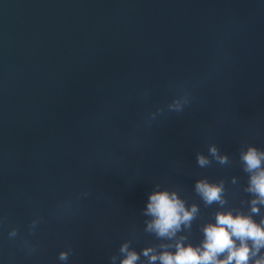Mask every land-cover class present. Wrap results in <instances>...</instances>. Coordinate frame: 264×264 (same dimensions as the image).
Segmentation results:
<instances>
[{"label":"water","instance_id":"95a60500","mask_svg":"<svg viewBox=\"0 0 264 264\" xmlns=\"http://www.w3.org/2000/svg\"><path fill=\"white\" fill-rule=\"evenodd\" d=\"M247 143L264 148L261 0H0L3 264H119L122 241L159 244L141 213L156 184L199 206L198 243L216 205L193 182L223 179L246 211ZM210 144L230 163L199 167Z\"/></svg>","mask_w":264,"mask_h":264},{"label":"clouds","instance_id":"9594fccd","mask_svg":"<svg viewBox=\"0 0 264 264\" xmlns=\"http://www.w3.org/2000/svg\"><path fill=\"white\" fill-rule=\"evenodd\" d=\"M172 110L183 111V107L177 104ZM238 160L247 175L242 186L243 192L248 194L246 211L227 207L223 179H196L193 191L205 206L215 204L216 208L212 218L198 226L199 242L192 243L185 233L191 230L193 220L199 215V206L188 203L176 189L156 184L146 194L141 213L145 218L144 232L161 242L137 251L129 241H122L117 250L119 264H264V148L241 144ZM195 161L201 168L213 161L220 165L230 163L228 154L215 144L208 146L207 154L197 152ZM230 182L236 184V177H231ZM17 235L15 229L7 234L10 240ZM31 253L26 252L27 255ZM68 257L65 250L57 254L58 260L65 264ZM110 260L115 264L117 256Z\"/></svg>","mask_w":264,"mask_h":264}]
</instances>
